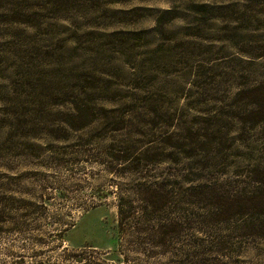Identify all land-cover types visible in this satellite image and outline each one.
<instances>
[{
	"label": "rangeland",
	"instance_id": "rangeland-1",
	"mask_svg": "<svg viewBox=\"0 0 264 264\" xmlns=\"http://www.w3.org/2000/svg\"><path fill=\"white\" fill-rule=\"evenodd\" d=\"M256 189L264 0H0V264H264Z\"/></svg>",
	"mask_w": 264,
	"mask_h": 264
},
{
	"label": "trees",
	"instance_id": "trees-1",
	"mask_svg": "<svg viewBox=\"0 0 264 264\" xmlns=\"http://www.w3.org/2000/svg\"><path fill=\"white\" fill-rule=\"evenodd\" d=\"M182 157H187V158L191 157L192 158L193 156L182 155ZM204 158L207 159L208 157L205 156ZM214 158L215 157H209V159H211V160ZM180 159H183V158L180 157ZM195 160L199 161V157L196 156ZM195 175L196 174L189 173V174H187V178H185V180L195 181V180H198L197 177L201 176V175H197V176H195ZM185 177H186V175H185ZM217 187L218 186H211V187L205 186V187H203L202 191L199 190V191H197V193L203 194L205 197V193L209 191V196H207L206 198L207 199H217L218 202H222L220 205H223L225 202L223 200H219V199H221V197L216 192L217 191L216 189H218ZM249 193H250V195L248 196V198L244 200V201H247L245 203L246 207H247V211L255 209V210H259L258 212H256V214H260V215L263 214L262 210H264V189L263 190L262 189H260V190L256 189V190H253L252 192H249ZM194 197L199 198L197 195H195ZM4 199H5L4 197H0V206H3V207L6 206ZM238 201H240V200H238ZM125 204L126 203H123V205H125ZM15 205H17V204H15ZM237 207H239L238 210H241L240 207H243V205L239 204V205H237ZM256 208H258V209H256ZM129 211L130 210L122 211L118 216L117 227L118 228L121 227V231H122L121 233L126 231V227H128L130 225V222L132 220ZM240 213L241 212H239V214ZM252 214H254V213H251L250 215H252ZM1 217H2V214H0V218ZM256 218H257V221L255 223H253V225H251V226L249 225V227H251L253 230L249 229V231H253V234H255L258 237H264V218H259V217H256ZM136 224H138V223H136ZM185 262L187 264H216L215 259L212 256L208 255L207 253L192 256L188 260H186Z\"/></svg>",
	"mask_w": 264,
	"mask_h": 264
},
{
	"label": "flooded vegetation",
	"instance_id": "flooded-vegetation-1",
	"mask_svg": "<svg viewBox=\"0 0 264 264\" xmlns=\"http://www.w3.org/2000/svg\"><path fill=\"white\" fill-rule=\"evenodd\" d=\"M12 202V201H11ZM10 205V204H9Z\"/></svg>",
	"mask_w": 264,
	"mask_h": 264
}]
</instances>
